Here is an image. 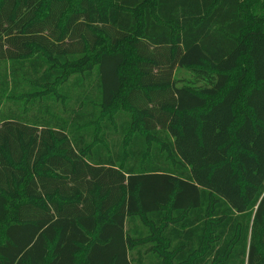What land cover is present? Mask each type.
<instances>
[{
    "label": "trees",
    "instance_id": "1",
    "mask_svg": "<svg viewBox=\"0 0 264 264\" xmlns=\"http://www.w3.org/2000/svg\"><path fill=\"white\" fill-rule=\"evenodd\" d=\"M0 264H264V0H0Z\"/></svg>",
    "mask_w": 264,
    "mask_h": 264
},
{
    "label": "rangeland",
    "instance_id": "2",
    "mask_svg": "<svg viewBox=\"0 0 264 264\" xmlns=\"http://www.w3.org/2000/svg\"><path fill=\"white\" fill-rule=\"evenodd\" d=\"M143 180L145 182V189L147 191V195H149V196H150L149 184L154 180L156 182H158V186H160L161 188L163 187L165 189L166 178L164 176H161V177H145ZM192 190H193L192 188L186 187V190L183 194L184 195L183 199H186L187 197H189L191 195V193H193ZM181 201H184V200H181Z\"/></svg>",
    "mask_w": 264,
    "mask_h": 264
}]
</instances>
